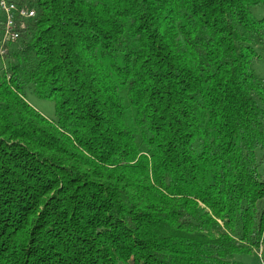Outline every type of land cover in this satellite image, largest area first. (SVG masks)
Listing matches in <instances>:
<instances>
[{"label":"trees","instance_id":"trees-1","mask_svg":"<svg viewBox=\"0 0 264 264\" xmlns=\"http://www.w3.org/2000/svg\"><path fill=\"white\" fill-rule=\"evenodd\" d=\"M18 2L35 15L0 55V264H247L264 0Z\"/></svg>","mask_w":264,"mask_h":264},{"label":"built area","instance_id":"built-area-1","mask_svg":"<svg viewBox=\"0 0 264 264\" xmlns=\"http://www.w3.org/2000/svg\"><path fill=\"white\" fill-rule=\"evenodd\" d=\"M35 10L29 5L20 4L18 0H0V55L8 51L10 44L16 42V34H21L26 22L32 19ZM259 264L263 263V244L253 249Z\"/></svg>","mask_w":264,"mask_h":264},{"label":"rangeland","instance_id":"rangeland-1","mask_svg":"<svg viewBox=\"0 0 264 264\" xmlns=\"http://www.w3.org/2000/svg\"><path fill=\"white\" fill-rule=\"evenodd\" d=\"M251 12L255 17L261 18L264 16V6H256L251 9ZM1 62H2L1 65L3 67L5 62L4 60H2ZM253 68H254V71L258 75L264 77V59H261V58L256 59L253 62ZM25 92H26V100L29 102V104H31L34 108H36L44 116L48 118L55 117L53 101L38 98L29 88H27ZM263 164H264V161H263ZM263 239H264V233L261 234L259 245L255 248H258L260 244H263L262 242ZM236 259L241 260L247 264H259L260 262L254 250H253V253H251L250 255H237ZM263 263H264V260H263Z\"/></svg>","mask_w":264,"mask_h":264},{"label":"bare ground","instance_id":"bare-ground-1","mask_svg":"<svg viewBox=\"0 0 264 264\" xmlns=\"http://www.w3.org/2000/svg\"><path fill=\"white\" fill-rule=\"evenodd\" d=\"M18 38H19V34H16V39L18 40Z\"/></svg>","mask_w":264,"mask_h":264}]
</instances>
